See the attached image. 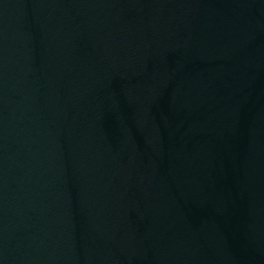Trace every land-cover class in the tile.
<instances>
[{
  "label": "water",
  "instance_id": "water-1",
  "mask_svg": "<svg viewBox=\"0 0 264 264\" xmlns=\"http://www.w3.org/2000/svg\"><path fill=\"white\" fill-rule=\"evenodd\" d=\"M0 264H264V0H0Z\"/></svg>",
  "mask_w": 264,
  "mask_h": 264
}]
</instances>
